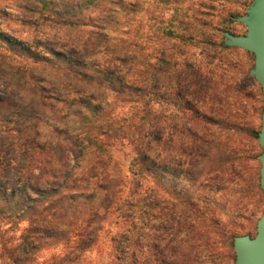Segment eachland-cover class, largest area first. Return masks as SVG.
Instances as JSON below:
<instances>
[{"label":"trees","instance_id":"trees-1","mask_svg":"<svg viewBox=\"0 0 264 264\" xmlns=\"http://www.w3.org/2000/svg\"><path fill=\"white\" fill-rule=\"evenodd\" d=\"M173 1L180 7L165 29L168 44L154 48L152 61L136 47L129 49L120 33L128 14L136 17L139 31V0H18L26 24L52 20L82 33L67 44L36 41L39 51L0 26L1 42L52 69L60 81L53 89L34 88L32 105L54 107L59 94L67 107L76 106L73 115L63 112L69 147L27 136L18 152L16 142L9 143L12 136L1 137L0 225L29 224L16 247L0 243L2 264L82 263L104 232L109 264H144L143 216L157 217L161 191L168 194L160 216L164 222L152 247L159 261H181L183 230L197 254L214 258L209 249L218 242L216 235L224 255L235 252L236 237L247 233L240 223L248 218L245 207L264 195L262 124H251L246 102L262 103L254 106L262 119L264 98L246 86L264 93L250 73L255 56L254 64L244 62L254 54L226 45L219 36L231 31L230 24L239 22L252 2L192 0L184 8L183 0ZM172 38L179 41L169 44ZM100 56H107V67L95 63ZM4 102L0 98V108ZM121 148L133 157L128 175L115 158ZM38 161L44 166L36 167ZM53 244L65 249L61 261H32L42 245Z\"/></svg>","mask_w":264,"mask_h":264},{"label":"rangeland","instance_id":"rangeland-1","mask_svg":"<svg viewBox=\"0 0 264 264\" xmlns=\"http://www.w3.org/2000/svg\"><path fill=\"white\" fill-rule=\"evenodd\" d=\"M241 1L246 2L247 4L253 2V0ZM191 2L192 0H183L184 8L190 6L192 4ZM139 5L140 12L137 17L139 18V23H137V26L140 27L139 31L137 32L135 30L136 22L133 21L136 17L133 14H128L130 21L127 23L126 20L128 21V19L124 20L125 26H120V29L124 28V31H120V33L128 41L129 49H134L136 47L141 53H145V57H151L154 48L159 51L164 49L168 44H165V41H167L165 29L172 24V20L177 13L176 9L180 6L173 0H139ZM233 5L234 3H232V6ZM245 9L243 10V12H245L244 14L247 12ZM22 17L25 16L19 10L18 0H0L1 29L8 32L12 38H16L22 43L30 44L33 46V49L37 51L42 50V48H35L36 41H42L43 43L50 42L52 44L62 42L67 44V42H74L82 38V33L69 30L62 24L56 23L52 20L34 21L35 23L31 25L30 23L26 24ZM217 19L218 16L216 17V21ZM230 30L237 35H243L247 31V27L241 21L233 22L230 24ZM223 36L224 35L221 34L219 38L223 39ZM172 40L173 41H170L169 44L177 39L174 40L172 38ZM177 41H179V39ZM8 44L1 42L0 40V98L5 101L3 104L5 107L0 108V144L1 137L3 135H8L9 137L12 136L14 138L13 141L9 138V143L16 142L15 145L18 152H21L19 148H21L24 138L27 136L35 138L40 143H45L48 140L63 141L64 145L69 147L70 144L67 141H69L70 135L66 131L67 127H65V125L67 120L66 118H63V112L69 111L70 115H73L76 106L71 108L67 107L64 102L60 101L59 94L55 95L52 99L56 104L54 107L32 105L31 98L34 95V88L47 87L53 89L59 87L58 84L60 81L54 76V71L52 69L46 68L39 62H35L33 58L19 56L17 54L18 52L13 50ZM197 52L199 53L200 50H197ZM93 59L98 67L108 66L107 56H100ZM233 59L235 60V57H233L232 60ZM149 60L152 61L153 58L151 57ZM244 62L246 66L254 64V55L245 59ZM127 66L129 67V64H127ZM246 89L251 93H255L256 97H259V99L264 98L261 95H258V91L254 89L252 84L247 85ZM101 91H96L94 93L96 98L99 99V94L100 96L102 95ZM75 95L76 94L72 92L69 93V97H75ZM109 99H111V97H109ZM246 102H248L247 116L250 118L251 124L255 127H259L262 124L261 114L254 110V106L257 105V108H260L262 103L258 104L255 99L251 98ZM159 110L161 116H163V105H160ZM161 121L163 122L164 118H161ZM254 143L256 144V142ZM9 147L10 144L4 146L5 151L9 149ZM163 147L164 143L162 141L161 144H159V148L162 150ZM37 153H41L42 157H44L42 149L38 148ZM70 158L72 164H74V157L71 156ZM115 158L122 167L123 173L128 175L133 161L129 149L121 148L120 150H116ZM2 162L6 164L5 157ZM41 164V161H38L35 165L36 167H43L44 164ZM9 179H15L13 172L9 175ZM167 196L168 194L163 193V191L159 194L160 203L156 210L157 217L150 218L147 214H144L143 216L142 245L144 261H142V263L236 264V252H233L229 258L224 255L225 249L222 244L223 240L220 236H215V239L218 242L216 245H213V249H209L211 251L213 250V254L215 255L213 258L208 252L197 254L196 251H194V248H192L190 239L191 235H188L185 230H183L180 235L182 240L180 245L182 255L179 256V259H181V261H159L155 254L156 249L152 247L158 244L159 239L157 236L162 231L161 224L164 222V218L160 216L162 207L164 206L163 201ZM263 212L264 195L263 199H253L247 207H245L244 214L248 215V218H241L240 223L244 225L247 232L246 234H249L252 237L256 235L257 223ZM28 225L27 221H23L19 223V225L13 226H11V224L2 223L0 225V243L5 241L9 247H16L21 242L23 231ZM109 250H111L109 236L104 232L98 246L95 247L94 250L88 252L86 254L87 258L82 261V263L78 264H109ZM64 253L65 249L61 244L42 245V247L36 251L32 261L38 263L52 262L53 260L61 261L60 258L65 255ZM125 263L131 264V261H125ZM0 264H2L1 258Z\"/></svg>","mask_w":264,"mask_h":264},{"label":"water","instance_id":"water-1","mask_svg":"<svg viewBox=\"0 0 264 264\" xmlns=\"http://www.w3.org/2000/svg\"><path fill=\"white\" fill-rule=\"evenodd\" d=\"M243 22L247 31L237 35L224 30L225 44L241 47L255 56V65L250 73L260 83L264 93V0H253L246 14L237 18ZM259 143L264 148V111ZM261 187L264 191V150L260 154ZM236 264H264V212L257 223V233L237 236L235 239Z\"/></svg>","mask_w":264,"mask_h":264}]
</instances>
